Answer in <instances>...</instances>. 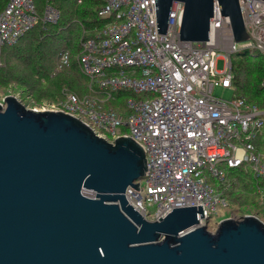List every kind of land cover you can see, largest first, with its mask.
I'll return each mask as SVG.
<instances>
[{"label": "built area", "instance_id": "built-area-1", "mask_svg": "<svg viewBox=\"0 0 264 264\" xmlns=\"http://www.w3.org/2000/svg\"><path fill=\"white\" fill-rule=\"evenodd\" d=\"M238 2L249 36L239 42L216 0L204 41L179 39L180 0L172 1L165 33L156 30L154 0H104L97 14L105 22L81 38L77 55L90 92L65 91L62 100L31 108L73 115L109 142L127 135L140 144L143 179L134 181L137 189L127 186L124 196L146 219H158L173 207L201 204L203 216H197L204 224L228 203L221 166H245L255 178L264 177V109L234 92L231 99L213 94L216 86L233 90L232 53L257 49L264 55V0ZM58 15L57 8L46 4L42 19L55 23ZM37 18L33 0H8L0 11V48L25 35ZM220 54L224 65L218 70ZM68 61V52H60L56 70ZM115 90L132 93L124 111L102 106L100 96L111 97ZM210 178L221 187H213Z\"/></svg>", "mask_w": 264, "mask_h": 264}, {"label": "water", "instance_id": "water-1", "mask_svg": "<svg viewBox=\"0 0 264 264\" xmlns=\"http://www.w3.org/2000/svg\"><path fill=\"white\" fill-rule=\"evenodd\" d=\"M173 0H154L165 33ZM178 36L209 37L214 0H180ZM233 39L247 35L238 0H216ZM130 136L112 142L60 110L0 104V264H264V222L254 215L199 225L201 204L144 218L124 196L146 169ZM162 236L161 240L158 238Z\"/></svg>", "mask_w": 264, "mask_h": 264}, {"label": "trees", "instance_id": "trees-1", "mask_svg": "<svg viewBox=\"0 0 264 264\" xmlns=\"http://www.w3.org/2000/svg\"><path fill=\"white\" fill-rule=\"evenodd\" d=\"M7 1L0 0V11ZM103 1L42 0L41 3L50 4L58 10L56 23H50L43 21L39 6L33 0L38 18L32 29L14 43L0 48V82L4 85L14 82L25 87L33 105L42 101L60 100L65 91L78 95L89 93V80L79 69L77 55L80 52L81 38L91 36L105 22L97 14ZM65 50L68 52L69 61L55 70L60 52ZM237 55L238 58L231 61L233 92L264 109V85L261 83L264 78V55L248 52ZM73 57L74 62L71 61ZM131 94L118 90L115 98ZM111 107L118 111L125 110L124 104ZM241 174L246 177V181L241 182L244 180ZM229 181L232 189H224L227 206L233 203L231 208H234L235 203L240 202L242 205L254 206L257 214L259 210H264V177L255 178L248 168L239 166L231 172ZM241 198H245L244 201H238ZM210 220L209 217L206 221Z\"/></svg>", "mask_w": 264, "mask_h": 264}, {"label": "rangeland", "instance_id": "rangeland-1", "mask_svg": "<svg viewBox=\"0 0 264 264\" xmlns=\"http://www.w3.org/2000/svg\"><path fill=\"white\" fill-rule=\"evenodd\" d=\"M34 1L36 2L37 6H39V11L42 15L46 4L41 3L42 0H34ZM37 10H38V8H37ZM244 50H245L244 47H241L239 49V51H244ZM247 50H250V49H247ZM257 52H258L257 49H252V54H257ZM221 55L222 54H220L219 58H217V60H216V68L218 70L222 69L223 65H224V59L222 58ZM238 56L239 55L232 53L231 54V61H234L236 58H238ZM71 61L74 62L75 57L71 58ZM75 92H77V91H75ZM77 93H79V92H77ZM82 93H84V92L82 91L79 94H82ZM8 94H11V95L15 96L17 99H19V101L22 104H24L25 107L34 108L31 99H29V97H28V92H26L25 87L21 86L20 84H15L13 82V83H10L8 85H4L3 83L0 82V104L1 105H3V98ZM116 94H118L117 90L112 91V97H110V98H107V95H105V94H102L100 96L101 99H105V101L102 103V106L104 109L112 108L111 106H115V105H123L125 103V100L128 96L127 95H119L118 97L115 98ZM213 94L215 96H218V97H221L224 99H231L233 97V90L229 89V88H222L220 86H216L213 90ZM60 100H62V98ZM56 101H59V100H56ZM125 132H126V130L122 131V133H125ZM221 168L225 174L226 187H227L225 189V191H227V189H232V185H229L230 184L229 180L231 177V172L234 171L235 168H229L227 166H221ZM241 177L244 179V180H241V182L246 181V177H244L242 174H241ZM141 179H143V178H141ZM209 182L211 183V185L213 187H221V185L219 184V182L215 178H210ZM228 186H229V188H228ZM244 199L245 198H241V200H238V201L242 202V201H244ZM231 206H233V203H230V205L227 207H218L217 208V214L211 215L210 216L211 220L205 221V223H204L206 225L207 230L214 231L217 227L218 222L221 219L227 218V217L238 220V219H241L245 215H254L257 218H259L262 222H264V210L263 209L259 210V212H258L259 214H257L256 213L257 210L252 205H242V203L237 202V203H235L234 208H231ZM153 209H154V206L149 207V210H153ZM161 239H162V236H160L158 238V240H161Z\"/></svg>", "mask_w": 264, "mask_h": 264}]
</instances>
